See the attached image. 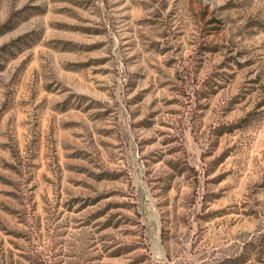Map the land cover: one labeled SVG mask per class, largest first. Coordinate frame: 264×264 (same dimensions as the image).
<instances>
[{"label": "rangeland", "instance_id": "1", "mask_svg": "<svg viewBox=\"0 0 264 264\" xmlns=\"http://www.w3.org/2000/svg\"><path fill=\"white\" fill-rule=\"evenodd\" d=\"M0 264H264V0H0Z\"/></svg>", "mask_w": 264, "mask_h": 264}]
</instances>
